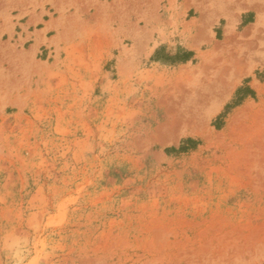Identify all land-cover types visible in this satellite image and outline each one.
I'll return each mask as SVG.
<instances>
[{
    "label": "rangeland",
    "instance_id": "1",
    "mask_svg": "<svg viewBox=\"0 0 264 264\" xmlns=\"http://www.w3.org/2000/svg\"><path fill=\"white\" fill-rule=\"evenodd\" d=\"M246 3L0 0V264H264Z\"/></svg>",
    "mask_w": 264,
    "mask_h": 264
},
{
    "label": "crops",
    "instance_id": "2",
    "mask_svg": "<svg viewBox=\"0 0 264 264\" xmlns=\"http://www.w3.org/2000/svg\"><path fill=\"white\" fill-rule=\"evenodd\" d=\"M247 6L245 12L241 14V19L243 16H248L249 14L253 15L252 24L256 23L261 17H264V0H247Z\"/></svg>",
    "mask_w": 264,
    "mask_h": 264
}]
</instances>
